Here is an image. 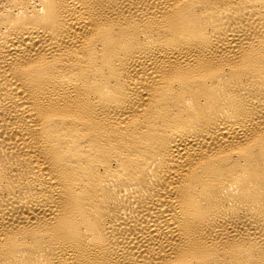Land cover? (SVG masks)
<instances>
[{
    "label": "bare ground",
    "instance_id": "1",
    "mask_svg": "<svg viewBox=\"0 0 264 264\" xmlns=\"http://www.w3.org/2000/svg\"><path fill=\"white\" fill-rule=\"evenodd\" d=\"M0 264H264V0H0Z\"/></svg>",
    "mask_w": 264,
    "mask_h": 264
}]
</instances>
